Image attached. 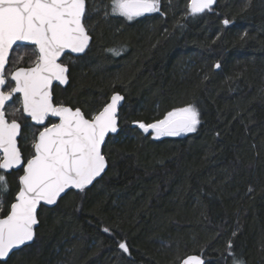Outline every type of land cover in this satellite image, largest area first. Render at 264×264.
Listing matches in <instances>:
<instances>
[{
  "label": "trees",
  "instance_id": "obj_1",
  "mask_svg": "<svg viewBox=\"0 0 264 264\" xmlns=\"http://www.w3.org/2000/svg\"><path fill=\"white\" fill-rule=\"evenodd\" d=\"M86 1L92 42L63 58L70 82L54 88V101L89 117L124 96L120 131L104 147L109 168L43 206L34 243L7 264H180L192 254L205 264H264V0H217L196 16L188 0H160L161 14L132 22L111 13V0ZM21 48L32 55L13 54V68L35 61V46ZM189 104L201 123L185 137L153 139L134 123ZM24 122L28 159L41 129ZM22 173L0 170V216Z\"/></svg>",
  "mask_w": 264,
  "mask_h": 264
},
{
  "label": "snow or ice",
  "instance_id": "obj_2",
  "mask_svg": "<svg viewBox=\"0 0 264 264\" xmlns=\"http://www.w3.org/2000/svg\"><path fill=\"white\" fill-rule=\"evenodd\" d=\"M215 2L188 0L187 9L190 15L196 16L211 10ZM159 10L160 0H111V13L128 20ZM85 13L86 0H0V86L10 84L5 65L14 46L17 49L35 46L32 66L12 71L14 86H9L7 91L0 90V170L23 172L18 177L20 187L14 202L0 216V264H7L13 250L34 239L41 202L53 205L69 189L83 192L107 167L103 147L109 134L118 133V106L124 97L113 94L102 110L89 117L80 108L53 102V82L68 83L69 69L58 62L60 57L66 51L84 53L89 46L91 37L84 24ZM229 23L227 19L223 21L224 25ZM109 51L120 55L119 49ZM16 94L19 95L14 101ZM9 102L18 103L20 107L15 111H22L26 119L43 126L33 137V154L27 160L17 142L21 124L6 117L5 105ZM199 117L196 107L189 104L167 112L152 123H134L144 133L152 132L159 138L195 132ZM51 118H58L59 122H51ZM0 191H7L3 174H0ZM3 211L0 204V212ZM103 231L109 232V229ZM117 246L124 253L129 252L126 242L117 241ZM227 248H232L230 241ZM182 264L205 262L200 255H192L183 259ZM233 264H242V261L235 259Z\"/></svg>",
  "mask_w": 264,
  "mask_h": 264
},
{
  "label": "water",
  "instance_id": "obj_3",
  "mask_svg": "<svg viewBox=\"0 0 264 264\" xmlns=\"http://www.w3.org/2000/svg\"><path fill=\"white\" fill-rule=\"evenodd\" d=\"M216 1H217V0H216ZM215 3H216V2H215ZM215 3H214V4H215ZM214 4H213V5H214ZM86 10H87V1H86ZM85 14H86V13H85ZM147 14H149V13H145L144 15H147ZM84 24H85V18H84ZM85 27H86V25H85ZM86 29H87V28H86ZM87 31H88V30H87ZM88 33H89V32H88ZM89 35H90V34H89ZM90 37H91V36H90ZM91 42H92V37H91V40H90L89 46H88V48L85 50L84 53L76 54V53H70L69 51H66V52L60 57V60H59L58 62H62L63 58H64L66 55H72V56H75V57H79V56H83V55H85L86 52L88 51L90 45H91ZM26 46H33V45H26ZM15 48H16V46H14V49H15ZM11 55H12V53H10V55H9V60H10V58H11ZM8 65H9V63L5 65V70H6V68L8 67ZM67 77H68V83H67V84L61 85V84H59L58 82H53V85H52V95H53V102H54V103H55V101H54V94H53L54 88H55L57 85H59V86H61V87H63V88H65L66 86H68V85H69V82H70V79H69V71H68V73H67ZM5 86H6V85H4V86H0V90H3ZM16 95H19V94H16ZM120 95H121V94H120ZM121 96H123V95H121ZM123 97H124V96H123ZM109 102H110V101H109ZM109 102H108V103H109ZM9 103H10V102H9ZM124 103H125V98L121 101L120 106H118V133H119V131H120V118H119V115H120V110H121V108L123 107ZM6 105H7V104H6ZM6 105H5V107H6ZM25 116H26V114H25ZM7 119H8V118H7ZM51 120H54V121H56V122H59V121H58V118H51ZM32 123H33V125H35V126H37V127H43L42 125H37V124H35L34 122H32ZM46 123H48V122L46 121ZM21 131H22V127H21ZM118 133H115V134H109V136L106 137V143H107V140L109 139L110 136L117 135ZM20 137H21V133H20V135L17 137L18 147H19V139H20ZM105 145H106V144H105ZM104 147H105V146H104ZM104 147H103V152H104ZM19 148H20V147H19ZM20 151H21V150H20ZM106 159H107V158H106ZM108 168H109V163H108V160H107V167H106L105 171L101 174L100 177H98V178L93 182L92 185H89V186H87L86 188H90V187H92V186H93L98 180H100V179L106 174ZM12 170H17V169H12ZM12 170H8V172H11ZM70 191H77V192H78L79 190H77V189H69V190H66V192L63 193V194H61V197L58 198L57 202H56L55 204H53V205H47V204H44L43 202H41V204H40V205L38 206V208H37V219H38V224L34 226V239H33L32 241H30V242H27L25 245L21 246L20 248L13 250V252H12V253L10 254V256L7 258V261L9 260V258L12 256L13 253L18 252V251H20L21 249H23V248H25V247H27V246H30V245H32V244L34 243V241H35V239H36L37 229H38L39 226H40L39 213H40L41 208H42L43 206H44V207H48V208H52V207L56 206V204L58 203V201H59L60 199H62V198H63L68 192H70ZM192 255H196V254H192ZM192 255H189V256H192ZM187 257H188V256H187ZM187 257H186V258H187ZM184 259H185V258H184ZM202 259H203V258H202ZM203 260H204V259H203ZM204 262H205V260H204ZM180 264H182V261L180 262Z\"/></svg>",
  "mask_w": 264,
  "mask_h": 264
},
{
  "label": "flooded vegetation",
  "instance_id": "obj_4",
  "mask_svg": "<svg viewBox=\"0 0 264 264\" xmlns=\"http://www.w3.org/2000/svg\"><path fill=\"white\" fill-rule=\"evenodd\" d=\"M21 48V47H20ZM17 48H15L14 49V51L12 52V55H11V58H10V60H9V65H8V67L6 68V70H5V73H6V76H7V79H8V81L10 82V84H6V86L4 87V89L3 90H5V91H7L8 90V87L9 86H14V82L13 81H11V72L12 71H14L15 69H17V68H20V67H30V66H32V65H28V66H20V67H16V68H13L12 67V57H13V54H14V52H15V50H16ZM63 61V60H62ZM63 63V62H62ZM69 69V68H68ZM69 72H70V70H69ZM54 94V93H53ZM16 96H18V95H15L14 96V98H13V100L15 101V99H16ZM14 104H16L15 102H10V103H8L7 105H6V107H5V113H6V117L9 119V121H11L12 119H15V118H13V116L11 115V113L9 112V109L14 105ZM56 104V103H55ZM57 105H59V104H57ZM66 106V105H65ZM18 118H17V121L21 124V127H22V131H21V137H20V139H19V147H20V150H21V153H22V156L24 157V159L25 160H27V158H25V156H24V152H23V148L21 147V145H23V143H22V136H23V132H24V127H25V122H24V120L26 119V116H25V114H23V116L25 117V119L21 116V111H18ZM27 120H28V125H31V126H33L34 128H40L41 130L43 129V127H37V126H35V125H33V123H32V121L30 120V118H27ZM51 121H53V122H56V121H54V120H51ZM36 129H33V131L35 132V135H38V133L36 134V131H35ZM40 130V131H41ZM32 150H33V148H32ZM0 155H2V153H0ZM5 171V170H4ZM12 171H18V170H12ZM11 171V172H12ZM8 172V171H7ZM23 174V173H22Z\"/></svg>",
  "mask_w": 264,
  "mask_h": 264
},
{
  "label": "rangeland",
  "instance_id": "obj_5",
  "mask_svg": "<svg viewBox=\"0 0 264 264\" xmlns=\"http://www.w3.org/2000/svg\"><path fill=\"white\" fill-rule=\"evenodd\" d=\"M159 14H161V11L159 10L158 12H153V13H149V14H147V15H159ZM147 15H142V16H140V17H135V18H133L132 20H128L127 18H125V17H123V18H125L127 21H129V22H132V21H136V20H140L141 18H144V16H147ZM122 17V16H121ZM149 28V27H148ZM32 55V53L31 52H29L28 50H25V49H23V48H18V49H16L15 50V52H14V61L15 60H19V61H21L25 56H31ZM32 65V64H31ZM20 107V105L18 104V103H16V104H14L10 109H9V112L11 113V115L13 116V118H15L16 120H17V118H18V111H15V109H17V108H19ZM197 109V108H196ZM162 119V118H161ZM199 119H200V117H199ZM200 123H201V119H200ZM200 125V124H199ZM199 125H197V128L199 127ZM191 133H194V132H191ZM191 133H182L181 135H179V136H162V137H159V138H156L155 137V134L154 133H152V132H150V133H146V134H151V136H152V138L153 139H163V138H167V137H185V136H187V135H189V134H191ZM32 134H33V136L32 137H34V135H35V132L33 131L32 132ZM33 139V138H32ZM33 141V140H32ZM30 143L32 144V142L30 141ZM0 204H2V206H3V201H2V199L0 198ZM1 213V212H0ZM60 264H67L65 261H60Z\"/></svg>",
  "mask_w": 264,
  "mask_h": 264
}]
</instances>
